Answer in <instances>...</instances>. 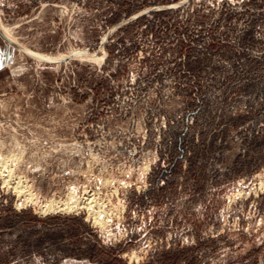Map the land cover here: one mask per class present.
I'll list each match as a JSON object with an SVG mask.
<instances>
[{"label":"rangeland","instance_id":"1","mask_svg":"<svg viewBox=\"0 0 264 264\" xmlns=\"http://www.w3.org/2000/svg\"><path fill=\"white\" fill-rule=\"evenodd\" d=\"M0 264H264V0H0Z\"/></svg>","mask_w":264,"mask_h":264},{"label":"bare ground","instance_id":"2","mask_svg":"<svg viewBox=\"0 0 264 264\" xmlns=\"http://www.w3.org/2000/svg\"><path fill=\"white\" fill-rule=\"evenodd\" d=\"M5 30H8V29H5ZM82 53H83V52H82ZM84 56L86 57V55L83 54V57H84ZM88 57H89V56H88ZM62 209H63V208H62Z\"/></svg>","mask_w":264,"mask_h":264},{"label":"water","instance_id":"3","mask_svg":"<svg viewBox=\"0 0 264 264\" xmlns=\"http://www.w3.org/2000/svg\"><path fill=\"white\" fill-rule=\"evenodd\" d=\"M69 57V56H68ZM67 58V57H66Z\"/></svg>","mask_w":264,"mask_h":264}]
</instances>
